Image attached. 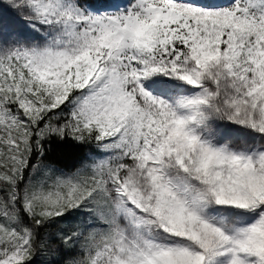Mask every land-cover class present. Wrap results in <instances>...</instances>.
Masks as SVG:
<instances>
[{"label":"snow or ice","instance_id":"obj_1","mask_svg":"<svg viewBox=\"0 0 264 264\" xmlns=\"http://www.w3.org/2000/svg\"><path fill=\"white\" fill-rule=\"evenodd\" d=\"M0 264H264V0H0Z\"/></svg>","mask_w":264,"mask_h":264},{"label":"trees","instance_id":"obj_2","mask_svg":"<svg viewBox=\"0 0 264 264\" xmlns=\"http://www.w3.org/2000/svg\"><path fill=\"white\" fill-rule=\"evenodd\" d=\"M60 158L64 160L66 163L71 164L73 160V154L71 150H64V152L60 154Z\"/></svg>","mask_w":264,"mask_h":264}]
</instances>
